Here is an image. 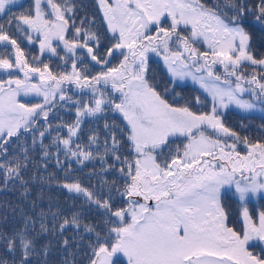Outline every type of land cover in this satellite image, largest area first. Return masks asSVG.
Listing matches in <instances>:
<instances>
[{
    "label": "snow or ice",
    "instance_id": "snow-or-ice-1",
    "mask_svg": "<svg viewBox=\"0 0 264 264\" xmlns=\"http://www.w3.org/2000/svg\"><path fill=\"white\" fill-rule=\"evenodd\" d=\"M232 108L264 113V0H0V264H264Z\"/></svg>",
    "mask_w": 264,
    "mask_h": 264
},
{
    "label": "trees",
    "instance_id": "trees-1",
    "mask_svg": "<svg viewBox=\"0 0 264 264\" xmlns=\"http://www.w3.org/2000/svg\"><path fill=\"white\" fill-rule=\"evenodd\" d=\"M241 122H243L244 124H246L248 126L249 135H257L258 131L260 129L261 125H264V116L262 115H255V114H251V115H242V114H237V121L234 123H230L229 125L233 128H236L237 130H240V124ZM88 171V169H84L83 171H79L76 174L78 176H80V178L87 184L88 183V179L85 175V173ZM58 175H60L58 173ZM95 181H93L94 183ZM46 191H48L46 189ZM54 200L62 207V208H69L71 207L73 204L75 205H79L80 201L76 200H70L68 197V194L64 191L58 190V189H51L50 193H49ZM4 201H8L12 204H16L19 201L17 200V195L14 193H0V203H3ZM3 210H0V214H2ZM12 218L10 217L9 219V223H8V227L11 226L12 224ZM60 253L59 252H55L52 260H53V264H56V262L59 261L60 259ZM83 254H79L76 259L78 264H85V259L83 260Z\"/></svg>",
    "mask_w": 264,
    "mask_h": 264
},
{
    "label": "rangeland",
    "instance_id": "rangeland-1",
    "mask_svg": "<svg viewBox=\"0 0 264 264\" xmlns=\"http://www.w3.org/2000/svg\"><path fill=\"white\" fill-rule=\"evenodd\" d=\"M87 1L88 0H81L82 3H84L86 5H89L90 2H87ZM22 46H24L27 50L32 51V52H35L34 50H36L34 46H28L26 42L24 44H22ZM157 76H159L161 78L162 82L166 81V79H167L166 75L161 73L160 71H157ZM184 84H185V86H183V87H190L191 86V88L189 89L190 92H186V94H183V90L182 89L177 90V91L181 92V95H183L185 97H189V96H191L193 94H200L198 91H196L198 89V86L192 85L191 81L184 82ZM229 111H231V112H229ZM229 111H228L229 112V116L227 117L228 112L225 115V121H226V123L228 125L230 123H234V122L237 121V114H239V113L243 114V115H249V114H261V115H263L264 114V113H260V112L242 113L238 109H235V108L229 109ZM254 203L256 204L257 201H254L253 204ZM253 207H254V205H253ZM250 208H252V207H250ZM256 250H258V249H256ZM82 257H83V260H84L85 259L84 256H82Z\"/></svg>",
    "mask_w": 264,
    "mask_h": 264
},
{
    "label": "flooded vegetation",
    "instance_id": "flooded-vegetation-1",
    "mask_svg": "<svg viewBox=\"0 0 264 264\" xmlns=\"http://www.w3.org/2000/svg\"><path fill=\"white\" fill-rule=\"evenodd\" d=\"M87 2H90L89 3V6H91L92 5V3H93V0H88ZM89 10H91V7H89ZM154 59H158V58H154ZM157 71H159V70H157ZM157 79L160 81V82H162L161 81V78L159 77V76H157ZM191 88V86L190 87H182V88H180V89H182L183 90V94H186V92H190L189 91V89ZM177 90H179V89H177ZM232 111V110H231ZM231 111H229V112H231ZM229 112H228V114H227V117L229 116ZM260 204H264V201H257V203L255 204H253L254 205V207H258ZM253 205H250V207H253ZM235 205H233V209H234V211H235ZM230 223H232V224H234V226L235 227H237V229H239V222H238V219H236V220H233V221H230ZM258 249V248H257ZM255 251L256 252H259V249L258 250H256L255 249Z\"/></svg>",
    "mask_w": 264,
    "mask_h": 264
}]
</instances>
